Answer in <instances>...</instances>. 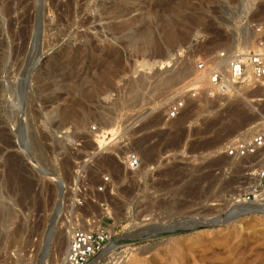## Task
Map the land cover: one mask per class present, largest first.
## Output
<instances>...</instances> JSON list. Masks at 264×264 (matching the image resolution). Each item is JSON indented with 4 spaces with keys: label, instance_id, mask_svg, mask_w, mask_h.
Here are the masks:
<instances>
[{
    "label": "rangeland",
    "instance_id": "374dc122",
    "mask_svg": "<svg viewBox=\"0 0 264 264\" xmlns=\"http://www.w3.org/2000/svg\"><path fill=\"white\" fill-rule=\"evenodd\" d=\"M260 25L264 0H44L41 12L0 0V264H50L54 238L77 226L106 229L110 244L137 237L103 264H264L263 211L219 221L258 183V156L224 146L260 128L262 90L202 95L168 118L197 58L254 42ZM191 218L221 224L146 237Z\"/></svg>",
    "mask_w": 264,
    "mask_h": 264
},
{
    "label": "built area",
    "instance_id": "2783aa9c",
    "mask_svg": "<svg viewBox=\"0 0 264 264\" xmlns=\"http://www.w3.org/2000/svg\"><path fill=\"white\" fill-rule=\"evenodd\" d=\"M194 71L193 76L179 86L178 92L169 104L170 120L181 115L190 99L202 95L215 99L239 92L242 88L261 89L263 96L260 102L264 103V25L256 28L254 42L249 48L218 51L210 58L206 55L199 56ZM262 118L260 128L255 133L232 138L225 144L224 154L227 157L247 159L264 150V116ZM128 164L129 170H136L140 166V161L137 157L131 156ZM254 166L259 184L249 187L235 198L231 209L255 206L264 202V159H256ZM108 180L109 178L105 179ZM99 189H104V186ZM110 237L111 234L104 228L97 230H87L80 226L73 228L61 264H90L100 255L101 258L95 264H103V252L110 244ZM112 258L114 259V256ZM117 262L119 261L116 260L115 263Z\"/></svg>",
    "mask_w": 264,
    "mask_h": 264
},
{
    "label": "bare ground",
    "instance_id": "6f19581e",
    "mask_svg": "<svg viewBox=\"0 0 264 264\" xmlns=\"http://www.w3.org/2000/svg\"><path fill=\"white\" fill-rule=\"evenodd\" d=\"M240 12H241V14H240V16H239V19L241 18V19H243V18H245V14H242L243 13V10H239ZM250 26V25H249ZM144 30V29H143ZM248 30V29H247ZM251 35H247L246 37H245V39H244V41L243 42H241V43H239V44H233V46L231 47V50L230 51H234V50H236V49H246V48H249L250 47V45L253 43V39H252V37H250ZM157 40V39H156ZM243 46V47H239V46ZM175 53V52H174ZM171 53L170 55H169V57H167L166 59H163V60H159V61H157V60H154V63H159V64H164V63H170V61L171 60H173V58L174 57H176L175 59H177V54L178 55H181V53H182V48L180 49V50H177V54L175 53ZM153 64V63H152ZM161 71V69H156V73L158 74V75H162V72H160ZM164 71V70H163ZM167 71V70H166ZM185 69L184 70H182V68L180 67V69H179V71L177 70V72H176V77H178L177 78V81L176 82H174V83H178L180 80H182V79H184L185 78ZM194 73H195V71H194ZM154 74V73H153ZM144 79H145V76L143 77ZM170 78V77H169ZM159 79V78H158ZM173 79V78H172ZM146 80V79H145ZM164 80V79H163ZM175 80V79H174ZM143 82V81H142ZM146 82V81H145ZM173 82V81H172ZM161 83V82H160ZM159 83V84H160ZM173 83V84H174ZM144 84V83H143ZM162 84H163V81H162ZM165 84V86L167 85V86H170V84H172L171 83V81H167V82H165L164 83ZM169 84V85H168ZM140 85V84H139ZM173 86V85H172ZM263 119V118H262ZM111 123V122H110ZM108 125V124H107ZM257 125H260V124H257ZM255 126V125H254ZM251 128V127H250ZM247 129L246 131H245V134H247V133H250V131H254V128L255 127H253V128H251V129ZM244 134V135H245ZM241 135H243V133H241V134H238V135H236V137H238V136H241ZM258 156V160H261V159H264V150L263 151H260V153H258L257 155H256V157ZM254 174H255V172H254ZM254 177H256V179H257V181H258V183H256V185H254L255 183H253L252 185L250 184L246 189H248L249 187H251V186H257L258 184H259V179L257 178V176H255V175H253ZM255 179V180H256ZM256 182V181H255ZM29 190L30 189H28V191H26L25 192V194L27 195V194H29L28 192H29ZM63 191V190H62ZM60 205V204H59ZM74 206V205H73ZM60 207V206H59ZM90 207H91V205H90ZM106 210V209H105ZM108 210V209H107ZM106 210V211H107ZM109 211V210H108ZM249 211H263L264 212V202H262V203H260V204H258V205H255V206H239V207H236L235 209H233V210H231L228 214H226L223 218H221V219H219V221L221 220V221H224V222H230L231 221V219H234V218H236V217H239L242 213H247V212H249ZM105 214V213H104ZM106 214H108V213H106ZM209 219H213V220H215V221H217V219H215V218H209ZM76 222V221H75ZM89 222V221H88ZM98 222L99 223H101V220H98ZM91 223V222H90ZM186 224H190V222L189 223H186ZM89 225V224H88ZM75 228V227H74ZM84 229H87V230H97V229H91V228H89V227H83ZM177 228V227H176ZM99 229H102V227L101 228H99ZM70 235H71V232L68 234V244H69V238H70ZM56 237V236H55ZM134 238H137V237H134V236H126V237H122V238H117L116 240H114L106 249H105V251L103 252V254H107V253H109V252H113L119 245H121V244H124V243H129V242H132L133 241V239ZM66 239V236L64 235V234H61V235H59L58 237H57V239L56 238H54V242L55 243H53L54 245H55V248L56 249H54V252H53V254H51V257L52 258H50V261H49V263L50 264H61L62 263V261H63V258H64V256L63 257H61L60 255H61V251H62V247H63V245L65 244V241L67 240H65ZM60 246V248H58ZM66 251H67V249H66ZM66 251H65V254H66ZM101 256L102 255H100V256H97V258L93 261V262H91L90 264H95L96 262H98L99 261V259L101 258ZM127 263V262H126Z\"/></svg>",
    "mask_w": 264,
    "mask_h": 264
},
{
    "label": "water",
    "instance_id": "95a60500",
    "mask_svg": "<svg viewBox=\"0 0 264 264\" xmlns=\"http://www.w3.org/2000/svg\"><path fill=\"white\" fill-rule=\"evenodd\" d=\"M44 0H39V11L41 12V8H42V4H43ZM240 13V11L238 10L237 12L234 11H228L227 15L225 17V21L228 23H233V21L238 17V14ZM41 42V29L38 27L36 30V34H35V38H34V44L36 46H39ZM39 48V47H38ZM177 48L175 47L174 49L171 50H164V52L161 54V58L160 60L166 59L167 57H169V55L171 53L176 52ZM242 215V214H241ZM190 221L189 225H186V223H188ZM218 224H221L213 219H208V218H202V219H187V221L181 220V221H177L173 226L167 228L166 230H163L160 233H156V234H152V235H147L146 237H153L154 235H159V234H167L172 232V227H179V228H184V229H194L196 227H210V226H216ZM146 237H140L141 238H146Z\"/></svg>",
    "mask_w": 264,
    "mask_h": 264
}]
</instances>
